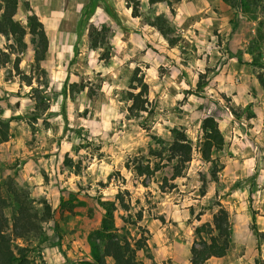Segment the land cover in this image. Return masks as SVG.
<instances>
[{
	"label": "rangeland",
	"instance_id": "374dc122",
	"mask_svg": "<svg viewBox=\"0 0 264 264\" xmlns=\"http://www.w3.org/2000/svg\"><path fill=\"white\" fill-rule=\"evenodd\" d=\"M257 12L251 18L225 0H19L14 18L25 35L0 34V51L11 53L0 72L14 84L0 96L11 111L6 117L0 106L1 119L11 118L0 168L47 204L50 218L38 236L17 244L40 264L89 258L87 236L100 225L103 202L113 201L115 227L148 235L141 260L191 264L197 228L223 207L228 251L203 264H264L256 234L264 231V20ZM32 14L48 42L38 63ZM92 27L104 28L96 49ZM208 116L224 139L211 161L198 150ZM176 130L193 150L172 179L166 157ZM146 164L159 169L138 175ZM208 232L205 226L201 236Z\"/></svg>",
	"mask_w": 264,
	"mask_h": 264
},
{
	"label": "trees",
	"instance_id": "16d2710c",
	"mask_svg": "<svg viewBox=\"0 0 264 264\" xmlns=\"http://www.w3.org/2000/svg\"><path fill=\"white\" fill-rule=\"evenodd\" d=\"M19 0H0V34L12 36L19 39L25 35L23 26L15 20L17 5ZM164 0H149L150 3ZM231 6L236 7L242 13L249 14L251 18H256L257 11L261 13L264 20V0H225ZM30 20V34L34 44V59L36 63L43 60L47 50L48 42L42 23L38 21L35 14ZM161 17L157 16L156 21ZM156 26L160 33L165 34L161 25L156 22L151 23ZM263 22H259L261 26ZM104 28L97 30L92 27L89 33L90 48L96 49L104 41L101 37ZM9 51H0V66L8 62ZM3 57V58H2ZM264 89V81H261ZM76 85V84H72ZM143 87L145 85L143 84ZM142 95L140 90L134 95L137 100ZM11 118L1 119L0 117V143L7 140L8 125ZM200 129L201 139L198 142V150L202 158L211 161L213 151H219L224 146L223 135L214 117L208 116L202 120ZM193 144L184 130H176L174 139L168 147V162H172L171 178L182 176L192 159ZM158 165L150 167L138 165L136 172L138 175H151L157 171ZM118 204L125 209L122 198H118ZM37 201L30 195L28 188L16 181L13 175H3L0 168V264H40L35 257L29 253L27 246L17 244L18 239L27 240L40 234L42 223L50 218V207ZM105 212L101 218L98 228L91 231L87 236L90 247V257L80 259L75 264H147L138 257V253L148 250V235L141 233L138 237H130L128 233L121 232L114 225L115 203L103 202ZM10 213V215H9ZM141 213H137L133 225L141 221ZM205 226H209L208 238H203L201 233ZM140 228V226H138ZM198 241L190 249V263L203 264L209 258H220L226 255L229 248V229L227 212L220 207L212 216L211 223H205L196 230ZM257 237L264 241V231L258 232Z\"/></svg>",
	"mask_w": 264,
	"mask_h": 264
},
{
	"label": "crops",
	"instance_id": "0c3cea01",
	"mask_svg": "<svg viewBox=\"0 0 264 264\" xmlns=\"http://www.w3.org/2000/svg\"><path fill=\"white\" fill-rule=\"evenodd\" d=\"M2 38L0 36V46H1ZM14 84L11 79H5L3 77V74L0 72V96L1 94L4 95L8 91L11 92L13 90ZM3 101L0 100V106L2 107V111L4 113V116H9V113L11 112L6 106L3 105Z\"/></svg>",
	"mask_w": 264,
	"mask_h": 264
}]
</instances>
